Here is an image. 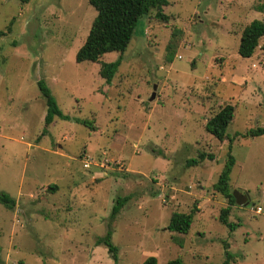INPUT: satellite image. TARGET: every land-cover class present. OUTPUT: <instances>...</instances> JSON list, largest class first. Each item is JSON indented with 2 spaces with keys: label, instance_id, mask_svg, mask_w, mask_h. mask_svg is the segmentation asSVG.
I'll list each match as a JSON object with an SVG mask.
<instances>
[{
  "label": "rangeland",
  "instance_id": "obj_1",
  "mask_svg": "<svg viewBox=\"0 0 264 264\" xmlns=\"http://www.w3.org/2000/svg\"><path fill=\"white\" fill-rule=\"evenodd\" d=\"M262 2L168 0L166 24L152 12L123 54L102 56L121 59L108 85L98 63L75 61L96 16L88 0H0V194L15 201L0 202V264H222L226 247L230 264H264V135L245 137L264 128V40L238 54ZM38 81L68 120L45 127ZM226 104L229 190L249 200L232 206L233 230L213 189L228 142L204 129ZM200 153L214 159L187 167ZM192 209L187 234L167 230L172 213ZM110 228L116 262L96 245Z\"/></svg>",
  "mask_w": 264,
  "mask_h": 264
},
{
  "label": "trees",
  "instance_id": "obj_2",
  "mask_svg": "<svg viewBox=\"0 0 264 264\" xmlns=\"http://www.w3.org/2000/svg\"><path fill=\"white\" fill-rule=\"evenodd\" d=\"M22 3H28L31 0H19ZM89 4L95 9L96 16L91 24L89 33L83 45L78 49L75 61L76 63L93 62L99 64V76L110 85L121 59L114 62H103V55L111 52L123 54L134 35L138 21L143 17L149 16L154 12L153 16L157 21L166 24L168 16L164 14L163 8L168 6V0H88ZM257 12L264 14V2L255 5ZM5 33L0 31V37ZM264 40V21L254 20L247 24L240 36L238 45V54L241 58L248 59L253 56L259 46L260 40ZM264 49V48H263ZM38 87L42 97L45 99L46 115L44 117L45 127L52 124L54 118L68 120L69 117L64 115L58 107L55 99L52 97L50 90L43 81H38ZM234 107L226 104L221 107L211 118H209L204 126L205 131L216 138L220 142H228V153L223 165V169L219 174L217 182L213 185L215 192L221 194L228 202V206L221 210L219 221L229 229L233 230L235 224L229 222L228 216L231 207L235 206L232 193L229 190V177L235 165V159L231 155L232 139L227 134V128L233 120ZM92 130L91 121L83 122ZM45 133V131L43 132ZM43 135V134H42ZM264 135V128L250 130L245 137H260ZM206 158L213 160L212 154L200 153L198 158L190 159L185 162L187 167H195L203 162ZM54 189H56L54 187ZM128 201L127 197L118 198L113 206L111 218L114 219L119 213L123 205ZM0 202L8 208L15 205L8 195L0 194ZM195 209L190 213H172L169 219L167 230L181 234H187L190 230L192 217ZM111 228L106 236L97 240L96 245L103 244L107 247L114 262L117 261V248L110 242ZM225 252V260L222 264H230L232 255ZM142 264H158L156 257H148ZM168 264H183L180 259H174Z\"/></svg>",
  "mask_w": 264,
  "mask_h": 264
},
{
  "label": "water",
  "instance_id": "obj_3",
  "mask_svg": "<svg viewBox=\"0 0 264 264\" xmlns=\"http://www.w3.org/2000/svg\"><path fill=\"white\" fill-rule=\"evenodd\" d=\"M154 97H155V94L153 93L150 100H153ZM232 196H233L236 206L244 207L248 205L249 200L246 194L235 190L232 192Z\"/></svg>",
  "mask_w": 264,
  "mask_h": 264
},
{
  "label": "built area",
  "instance_id": "obj_4",
  "mask_svg": "<svg viewBox=\"0 0 264 264\" xmlns=\"http://www.w3.org/2000/svg\"><path fill=\"white\" fill-rule=\"evenodd\" d=\"M261 211H260V208L258 207V208H256V210L254 211V213H256V214H259Z\"/></svg>",
  "mask_w": 264,
  "mask_h": 264
},
{
  "label": "crops",
  "instance_id": "obj_5",
  "mask_svg": "<svg viewBox=\"0 0 264 264\" xmlns=\"http://www.w3.org/2000/svg\"><path fill=\"white\" fill-rule=\"evenodd\" d=\"M172 198H173V197H172ZM232 208H234V207H231V209H232ZM198 209H199V207H198ZM230 212H231V211H230Z\"/></svg>",
  "mask_w": 264,
  "mask_h": 264
}]
</instances>
